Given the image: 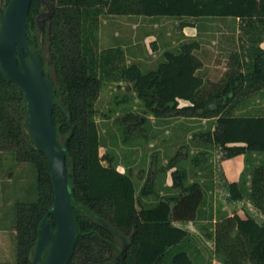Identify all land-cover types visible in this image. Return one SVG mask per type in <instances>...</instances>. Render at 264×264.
<instances>
[{
    "label": "trees",
    "instance_id": "trees-1",
    "mask_svg": "<svg viewBox=\"0 0 264 264\" xmlns=\"http://www.w3.org/2000/svg\"><path fill=\"white\" fill-rule=\"evenodd\" d=\"M3 1L1 8L6 9L11 0ZM48 1L55 12L43 32L37 19L46 4L43 0L32 1L28 41L54 84V124L60 142L68 144L66 161L79 224L78 242L69 264H111L123 250V238L127 250L120 264H197L186 251L171 257L168 252L188 242L191 233L176 223L198 219L204 188L199 182L187 184L186 172L177 168L172 174V186L179 190L178 194L161 197L151 206L142 202L153 194V183L137 195L132 177L119 172L111 157L101 155L95 115L105 79L132 83L145 110L157 119L215 120V129L201 136L225 152L222 163L245 157L239 182H229L223 172L231 199L247 197L264 216V160L256 165L250 158L254 153L264 155V115L233 114L253 90L264 87V48L257 36L264 31V0ZM102 15L238 19L249 37L250 45L243 50L248 59H239L237 69L224 82L211 85L198 74L204 67L195 53L200 49L198 42L165 51L158 67L147 72L138 64L122 66L119 49L99 50L97 32ZM133 118V125L142 126L141 116L127 114L124 120ZM27 121L24 93L0 70V144L13 151L17 161L33 168L36 190L34 201L16 206V262L0 264H32L39 226L54 205L48 160L33 140ZM206 161L203 154L194 163ZM247 165L251 168L249 187L243 178ZM48 221L56 229L53 215ZM216 242L226 264H264V222L249 214L224 217L217 225Z\"/></svg>",
    "mask_w": 264,
    "mask_h": 264
},
{
    "label": "rangeland",
    "instance_id": "rangeland-1",
    "mask_svg": "<svg viewBox=\"0 0 264 264\" xmlns=\"http://www.w3.org/2000/svg\"><path fill=\"white\" fill-rule=\"evenodd\" d=\"M3 3L0 0V9ZM42 10L48 11L46 7ZM185 24L197 28L195 37L204 48L197 52L204 60V67L198 74L209 85L224 82L239 59L247 61L243 50L250 45L249 37L241 28L243 23L234 18L102 15L97 32L99 50L119 49L122 52L120 65L138 64L147 72L158 67L165 51H176L181 45L194 41L184 34ZM257 36L261 40L260 46L264 48V31L261 30ZM96 110L101 155L111 157L119 172L132 177L137 195L146 185L153 183V194L142 200L147 206L154 205L161 197L179 193L172 186V174L177 168L186 172L187 184L199 182L204 188L205 199L198 219L192 223H176L191 233L188 242L170 248L168 257L186 251L197 264H226L216 242L218 223L236 213H246L258 222H264V216L247 197L240 201L231 199L222 168L225 152L201 136L215 129V120L184 117L157 119L145 110L144 102L132 83L114 78L104 80ZM127 114L141 116L142 126L133 125L136 121L134 118L125 121ZM233 114L264 115V87L253 90L233 110ZM3 146L7 147L5 144ZM203 154L207 161L195 165V158ZM250 158L257 165L264 160V155L254 153ZM103 164L107 165L106 162ZM243 178L249 187V165ZM35 199L33 168L17 161L15 153L0 144V240L3 242V246L0 245V262H16V206Z\"/></svg>",
    "mask_w": 264,
    "mask_h": 264
},
{
    "label": "water",
    "instance_id": "water-1",
    "mask_svg": "<svg viewBox=\"0 0 264 264\" xmlns=\"http://www.w3.org/2000/svg\"><path fill=\"white\" fill-rule=\"evenodd\" d=\"M32 1L11 0L6 9H0V70L24 93L28 129L39 150L46 156L51 171L54 205L39 226L32 264H69L76 250L79 224L70 188L72 175L66 161L68 144L60 142L54 124V84L50 75H45L39 55L32 51L28 41V17ZM43 1L48 11L37 19L42 32L45 23L52 19L55 12L52 3ZM51 215L55 218L56 229L48 221ZM123 240V250L111 264H120L124 258L127 245Z\"/></svg>",
    "mask_w": 264,
    "mask_h": 264
},
{
    "label": "crops",
    "instance_id": "crops-1",
    "mask_svg": "<svg viewBox=\"0 0 264 264\" xmlns=\"http://www.w3.org/2000/svg\"><path fill=\"white\" fill-rule=\"evenodd\" d=\"M183 30H184V34L186 36H188V38L190 36L189 39L194 40L192 42L200 43V49L195 52L196 55L198 56L197 52L198 53L201 52V50H203L204 48H203V44L200 42V40H197V38H196L197 37V28L191 24H185L183 26ZM194 31H195V33H193ZM188 43H190V42H188ZM200 59L204 62V60L202 58H200ZM222 166H223L222 167L223 172H224V174H225V176L229 182H239L241 179V175L245 169V157L244 156H238L235 159L224 161L222 163ZM34 177H35V172H34ZM190 223H192V222H190ZM0 245L3 246V242L1 240H0Z\"/></svg>",
    "mask_w": 264,
    "mask_h": 264
},
{
    "label": "flooded vegetation",
    "instance_id": "flooded-vegetation-1",
    "mask_svg": "<svg viewBox=\"0 0 264 264\" xmlns=\"http://www.w3.org/2000/svg\"><path fill=\"white\" fill-rule=\"evenodd\" d=\"M46 7H47V6H46ZM47 9H48V8H47ZM43 13H46V12L43 11L42 14H43ZM46 255H47V252L45 253L44 257H46Z\"/></svg>",
    "mask_w": 264,
    "mask_h": 264
}]
</instances>
